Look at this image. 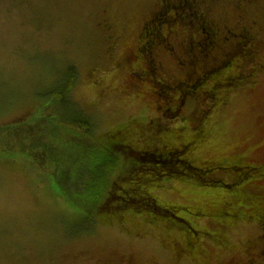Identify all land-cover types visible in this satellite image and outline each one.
<instances>
[{
	"label": "rangeland",
	"instance_id": "obj_1",
	"mask_svg": "<svg viewBox=\"0 0 264 264\" xmlns=\"http://www.w3.org/2000/svg\"><path fill=\"white\" fill-rule=\"evenodd\" d=\"M155 2L0 0V126L7 125L0 130V264H246L249 256L263 264L261 218H248L245 203L236 218L214 209L232 193L222 180L246 173L231 165L264 161V72H255L253 83L219 88L216 100L191 98L165 121L162 139L172 145L199 135L190 154L185 148L144 157L163 163L178 158L170 164L174 169L186 163L200 168L145 185L169 214L137 210L134 203L117 208L129 201L119 193L140 174L119 179L121 161L111 166L109 146L124 143L122 124L132 122V131L145 127L155 104L144 96L129 98L112 65ZM259 3L264 7V0ZM211 6L216 19L233 22L229 8ZM102 17L117 43L111 50L97 26ZM161 56L172 75L175 62ZM257 56L264 59V47ZM71 72L76 79L69 91L64 86ZM132 137L124 144L132 150L151 141ZM26 153L31 162L21 158ZM205 161L215 163L207 170ZM152 168L144 175L157 172ZM258 186L264 195V180ZM90 192L99 205L92 214L81 206L92 203ZM192 227L202 238H190L191 247Z\"/></svg>",
	"mask_w": 264,
	"mask_h": 264
},
{
	"label": "flooded vegetation",
	"instance_id": "obj_2",
	"mask_svg": "<svg viewBox=\"0 0 264 264\" xmlns=\"http://www.w3.org/2000/svg\"><path fill=\"white\" fill-rule=\"evenodd\" d=\"M210 1L214 0H162V5L159 8L156 0L153 10L145 18V21L142 22L143 27H146L149 16L157 14L159 15V24H161L162 20L165 21V26L175 25L181 22V25L188 27V32L184 33L185 37L183 40L176 41L171 38L172 42L165 40V44L160 42L156 45V47L161 45L167 52L155 53V58L160 59L161 55H166L175 62L177 69H180V73L175 77L165 75L167 88L163 92L162 98H156V92L153 89L154 84L151 83L149 85L152 89L149 91L146 89L144 94L140 91L138 94L140 97L144 95L145 97L149 96L154 103H158L155 109H158L157 111L160 112L159 115H155L154 111V115L152 114L153 116L147 119L146 126L132 133L133 137L135 135L139 137L138 140H142L143 142L151 140L149 144L146 143V145L137 148L146 155L154 153L153 151L159 152L158 154L170 155L172 152L186 151L185 148H188L187 152L189 151V154L193 151V145H195L194 138L179 141L174 145L162 139V134L167 128L165 121L171 120L175 114H179L182 103L190 96L188 94L190 90L195 92V96L192 98H196L198 102H201L204 97L215 98L219 88L226 87L233 89L238 87L242 82L253 83L255 82L252 79L254 73L264 72V59H258L257 56L259 50L264 47V8L261 12H256L250 6L255 0H241L245 2L242 11L238 12V18L234 17L231 25H227L220 23L214 17L216 10L212 6L210 7ZM220 3L224 4L225 2ZM214 6L218 7L219 5ZM169 9L173 10L172 14L168 12ZM219 9H221L220 6ZM221 19L222 17H220ZM97 26L103 28L107 41L113 42L114 34L109 22H106L105 19H100L97 22ZM143 39L142 36L139 37V46ZM147 55L149 57L148 60L151 62L153 60L152 52L149 51ZM209 58H213L211 62L213 63V68L204 66L198 70L197 62ZM122 65V62L117 63L119 68ZM162 70L164 71H162L163 73L168 71L166 68ZM147 75L148 72L145 71V75H141V78L148 80ZM164 103H170V106L163 108L162 104ZM195 134L192 136L194 137ZM130 138L131 135H126L123 138V144L125 142L129 143ZM188 160L192 162L190 157H188ZM230 167H237L246 173L241 176L239 174H232L234 175V180L230 182L237 181L239 190L233 193L234 198L232 201H225L219 209H216L217 214L230 215L232 218H236L237 210L239 209L238 205L246 203L250 211L249 213L252 215L251 217H257V213L259 214L258 218H261L263 222L264 204L257 208L256 204L249 198L250 194L243 190L254 189L256 193L258 192V194L263 195L262 190L258 188V184L264 180V161L257 164H233ZM247 177L249 178L247 179ZM243 179L247 180L244 181ZM233 204H236L235 211L232 208ZM250 214H248L249 217ZM197 232L198 230L192 227L191 234L193 233L192 235H194ZM261 238L263 247L260 248L259 255L264 264V240L262 231ZM190 243L191 241H189ZM190 246L192 247L193 244ZM249 258L247 260L245 259V263L253 264L254 257L249 256Z\"/></svg>",
	"mask_w": 264,
	"mask_h": 264
},
{
	"label": "trees",
	"instance_id": "obj_3",
	"mask_svg": "<svg viewBox=\"0 0 264 264\" xmlns=\"http://www.w3.org/2000/svg\"><path fill=\"white\" fill-rule=\"evenodd\" d=\"M157 2H158V7L160 8L162 5V0H157ZM220 2H225V3L221 4ZM260 2H261V0H260ZM209 3L212 5H219L221 7L222 11L228 10V8H229L230 15L233 17H237V18H238V14H239L238 12L242 11L244 4H245V2H242L241 0H219V1L214 0V1H210ZM154 4H156V3H154ZM250 6H252V9L256 12H261V10L264 8L263 6H260L259 0L253 1L252 5H250ZM161 10H163V9H161ZM158 16L159 15H157V14L149 16L148 21L146 23V27H143V24H142V22L145 21V18L142 20L141 26H140V31L137 33V37L133 38V40L131 42V46H129V48L127 47V51L123 55L119 56L114 61V65H112L113 70H116V71L121 73L120 75L122 76V82L125 86L126 93L130 96V97L128 96L129 98H132L133 96L134 97H140L138 95L140 91H142L144 94L146 89H148V91L150 89H152V87L149 85L151 83V84H154L153 89H154V92H156V98L160 99V98H162L163 92H165V90L167 88L166 82H165V80H166L165 75L168 77H175L176 75H178V73H180V69H177V67H176V70L173 72L172 75L169 71H165V73H163L164 71L162 69L165 67V65H164L161 58L160 59L155 58V53L167 52V50L163 49L161 45H159L158 47H156V45L160 42L165 44V42H166L165 40H168L170 42H172V39H174L176 41L183 40L185 37L184 33L188 32V27L186 25H181V22L180 23L178 22L175 25L171 24V25H166V26H165V22H161V24H159L160 21H159ZM161 18H162V16H161ZM102 19H103V17H102ZM217 20L220 21V23H225L227 25H231L233 23V22L232 23L229 22L227 16L226 17L223 16L221 20H220V18H218ZM104 33H105V31H104ZM169 35H171V36H169ZM140 36H142L144 39L142 40V42L139 46L138 39ZM168 36H169V38H168ZM104 37H105V35H104ZM234 43H236V41H234ZM116 44L117 43H114V42H108V48L111 47L110 48V50H111L112 48H114L116 46ZM225 49H226V46H225ZM149 51L152 52V57H153V60L151 62H150V60H148L149 57L147 55V53H149ZM63 56H66L69 58V55L63 54ZM154 58H155V61H154ZM212 61H213V58L198 61L197 62V69L199 70L204 66H206L207 68H213V63H211ZM65 62L66 61H62L63 64ZM118 62L123 63V65L120 68L117 66ZM67 66H68V68H69V66L73 67L74 72L76 71L75 67L73 65L68 63V64H66V67ZM140 69H142V70L140 71ZM131 70H132V72H131ZM145 71L148 72V75H147L148 80L141 78V75H145ZM74 72H71L69 74V79L67 80V82L65 83V86H64L65 89H69V91H70L72 84L74 83V81L76 79ZM76 73H77V71H76ZM125 78H127V79H125ZM133 86H135V87L132 88ZM66 87H68V88H66ZM194 93L195 92L190 90L188 93V94H190V96L188 98L191 99L192 97H194L195 96ZM144 97H145V95H144ZM147 98H149L152 101V99L149 96ZM188 98H187V100H185V102H187L189 100ZM152 102H153V106H154V104H155V106H157L158 103H156V102L154 103V101H152ZM169 106H170V103L162 104L163 108H167ZM157 110L158 109H155V108L153 109V113L155 111V113H154L155 115L160 114V112ZM90 114L91 113H89V115ZM86 115H88V113H86ZM176 117H177V114L174 115V118H176ZM158 118H160V117H158ZM171 119H173V118H171ZM131 125H132V122L125 124V125L122 124V127H123L122 129H123L124 134H125L123 136V138L126 137V135H131V133H133L136 130V129H134V131H132ZM5 126H7V125H1L0 130H2V128ZM69 126H71V125H69ZM128 130H130L131 133ZM115 133H119V130L115 131ZM114 135H118V134H114ZM198 137H199V135L196 133L195 136L193 137L195 139V143L198 140ZM122 144H110V146H109L110 150L108 149V152H111V156L107 157V161L109 163H111V166H113L118 162L117 161L118 158L120 159V161H121V174H119V177H118L119 179H125L126 177H130L136 172H138L140 174V178H139V181L135 184H128L127 183L125 185L124 191H121V193H119L120 198H125V196H129L131 198L128 197V200H129L128 202H126L123 205L118 206L117 207L118 210L122 211V210H124V208L129 206V204L134 203V204H136L137 210L148 209V210H152L155 212H160V214L161 215L163 214V216L169 214L168 208L158 205L157 200L153 196H151L148 191L145 190V185L147 184L150 186H155L159 182H161L163 179H165V178H163L164 176H167V178H172L175 176L185 177V176L190 175L193 172L197 173L195 171H199L200 168L193 166L189 163H186V166L184 169L170 168V164L172 162H174V161L179 162L178 158H176L175 160H172L170 158L166 159V160H164V163L162 161H159V160L153 162L152 160L145 159L144 157L146 154L141 152L139 149L134 148V150H132L130 147H127L126 145L124 146V144L123 145ZM144 145H146V143H144ZM115 150H117V153H116V156L114 157V151ZM127 155H133L134 159L132 160L130 158V159L126 160L128 157ZM109 157H111L110 160H109ZM21 158L31 162L32 154L26 153L24 155H21ZM213 163H215V162L205 161V164L201 167L204 169H207L208 166L210 164H213ZM136 164L142 165L143 167L137 166ZM146 164H148V165H146ZM216 164L223 166L220 163H216ZM148 166L153 167L152 169H156L155 167H158L157 172L154 174H151L150 178L144 175L145 170H147ZM38 167H42V166L39 165ZM140 169H142V170H140ZM222 182H225V185H227L228 187H232V189H230V192H232V193H230L229 197L226 198L224 200V202L225 201H232L234 198L233 193H235L239 190L238 188H236L237 187V181L236 182H226V181L222 180ZM113 185H115V183ZM243 191L248 192L250 194L249 198H251V200L256 204L257 208L261 207L264 204L263 195L258 194V192L257 193L254 192L255 191L254 189H250L247 191L243 190ZM107 193H110L109 196L106 197V201L108 202L109 199L111 197H113L114 194L112 193V191L107 192ZM86 196L91 198L92 203L89 206H87L85 204H82L81 206L83 207V209L85 211H88L90 214H92V212L94 210L96 211V209L99 207V205H97L96 196L93 193L90 192ZM247 200H248V198H247ZM238 208H240V205H238ZM217 209H219V208H217ZM214 210L217 213L216 209H214ZM242 215H247V214L243 213ZM256 215H257V217H259V214L256 213ZM228 216H230V215H228ZM238 216H239V214L237 213V217ZM251 216H252L251 214H250V217L247 215V217L250 218L251 220H255V218H252ZM263 222L261 221L263 240H264V223ZM196 230H199V229H196ZM192 234L190 233V236L188 237L189 241H190V238L191 239L193 238V242H197L199 239L202 238V234L199 232H197V234H194V235H192ZM191 244H193L192 241H191Z\"/></svg>",
	"mask_w": 264,
	"mask_h": 264
}]
</instances>
